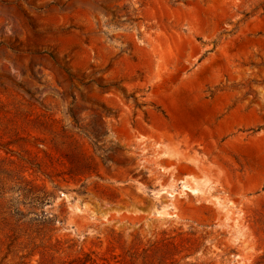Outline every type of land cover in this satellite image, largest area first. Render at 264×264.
<instances>
[{"label":"rangeland","instance_id":"374dc122","mask_svg":"<svg viewBox=\"0 0 264 264\" xmlns=\"http://www.w3.org/2000/svg\"><path fill=\"white\" fill-rule=\"evenodd\" d=\"M0 264H264V0H0Z\"/></svg>","mask_w":264,"mask_h":264},{"label":"bare ground","instance_id":"6f19581e","mask_svg":"<svg viewBox=\"0 0 264 264\" xmlns=\"http://www.w3.org/2000/svg\"><path fill=\"white\" fill-rule=\"evenodd\" d=\"M206 181V180H205ZM204 181L201 179H192L190 182L182 181V188L190 191L193 194L200 193L202 191L201 187L204 185ZM167 206H164L160 211L159 214L161 215H169L167 211Z\"/></svg>","mask_w":264,"mask_h":264}]
</instances>
